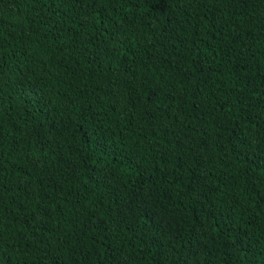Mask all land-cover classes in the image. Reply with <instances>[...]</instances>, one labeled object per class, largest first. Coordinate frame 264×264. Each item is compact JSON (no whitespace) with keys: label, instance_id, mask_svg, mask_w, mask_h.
<instances>
[{"label":"trees","instance_id":"obj_1","mask_svg":"<svg viewBox=\"0 0 264 264\" xmlns=\"http://www.w3.org/2000/svg\"><path fill=\"white\" fill-rule=\"evenodd\" d=\"M0 264H264V0H0Z\"/></svg>","mask_w":264,"mask_h":264}]
</instances>
